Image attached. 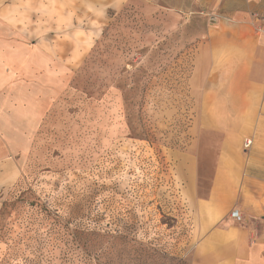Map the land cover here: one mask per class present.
<instances>
[{"label":"rangeland","instance_id":"374dc122","mask_svg":"<svg viewBox=\"0 0 264 264\" xmlns=\"http://www.w3.org/2000/svg\"><path fill=\"white\" fill-rule=\"evenodd\" d=\"M208 7L70 0L63 30L45 14L54 33L40 46L64 84L19 158V181L0 192V264H190L201 239L191 78ZM201 159L208 182L213 158Z\"/></svg>","mask_w":264,"mask_h":264},{"label":"crops","instance_id":"0c3cea01","mask_svg":"<svg viewBox=\"0 0 264 264\" xmlns=\"http://www.w3.org/2000/svg\"><path fill=\"white\" fill-rule=\"evenodd\" d=\"M206 3L211 28L191 78L197 114L189 190L201 239L190 264H264V0ZM69 5L0 0V192L19 181V158L64 84V68L40 45L54 33L45 14L61 18L63 30ZM202 157L213 158L208 182L200 180ZM234 210L242 222L231 218Z\"/></svg>","mask_w":264,"mask_h":264},{"label":"built area","instance_id":"2783aa9c","mask_svg":"<svg viewBox=\"0 0 264 264\" xmlns=\"http://www.w3.org/2000/svg\"><path fill=\"white\" fill-rule=\"evenodd\" d=\"M251 146H252V140H246L245 143H244V149L247 151V150H249L251 148ZM231 218H233L234 220H236L239 223L242 222V216H241V214L239 213L238 210H234L231 213Z\"/></svg>","mask_w":264,"mask_h":264}]
</instances>
